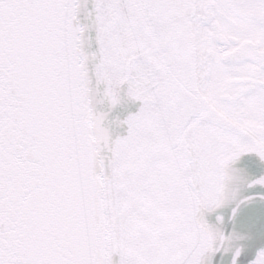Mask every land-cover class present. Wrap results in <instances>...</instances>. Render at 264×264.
Returning <instances> with one entry per match:
<instances>
[{
  "label": "snow or ice",
  "instance_id": "snow-or-ice-1",
  "mask_svg": "<svg viewBox=\"0 0 264 264\" xmlns=\"http://www.w3.org/2000/svg\"><path fill=\"white\" fill-rule=\"evenodd\" d=\"M0 264H264V0H0Z\"/></svg>",
  "mask_w": 264,
  "mask_h": 264
},
{
  "label": "water",
  "instance_id": "water-1",
  "mask_svg": "<svg viewBox=\"0 0 264 264\" xmlns=\"http://www.w3.org/2000/svg\"><path fill=\"white\" fill-rule=\"evenodd\" d=\"M121 97V103L115 108H113L110 102L107 101L103 104L97 105L98 110L108 114L104 126L111 131L113 141L128 134V125L122 122L126 121L128 116L136 114L141 107L140 101H134L127 96V85L123 86Z\"/></svg>",
  "mask_w": 264,
  "mask_h": 264
},
{
  "label": "flooded vegetation",
  "instance_id": "flooded-vegetation-1",
  "mask_svg": "<svg viewBox=\"0 0 264 264\" xmlns=\"http://www.w3.org/2000/svg\"><path fill=\"white\" fill-rule=\"evenodd\" d=\"M140 105H141V102H140Z\"/></svg>",
  "mask_w": 264,
  "mask_h": 264
}]
</instances>
